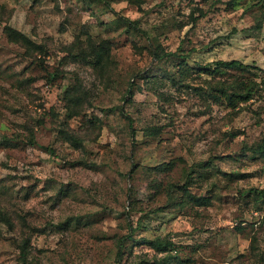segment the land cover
<instances>
[{
    "label": "rangeland",
    "instance_id": "obj_1",
    "mask_svg": "<svg viewBox=\"0 0 264 264\" xmlns=\"http://www.w3.org/2000/svg\"><path fill=\"white\" fill-rule=\"evenodd\" d=\"M263 14L264 0H0V264H22L24 241L27 264H264V209L243 192L264 188ZM90 42L108 49L99 65L78 60ZM217 60L250 72L208 75ZM231 77L261 98L208 97Z\"/></svg>",
    "mask_w": 264,
    "mask_h": 264
},
{
    "label": "trees",
    "instance_id": "obj_2",
    "mask_svg": "<svg viewBox=\"0 0 264 264\" xmlns=\"http://www.w3.org/2000/svg\"><path fill=\"white\" fill-rule=\"evenodd\" d=\"M263 20H264V14H263ZM262 20V21H263ZM130 22V21H128ZM132 24V23H129ZM255 29L261 28V21H258L255 26ZM5 34L7 35V39L12 43H18L25 47H27V50H41L42 47L34 44L32 41L28 40L22 33L19 31L9 27L4 26L3 28ZM79 50V49H78ZM89 50V51H88ZM88 51V52H85ZM107 47L105 46L104 42H101L99 45L89 43L86 50H83L81 48V52L77 55H79L78 60L86 61V57L90 56L92 57V64L93 65H99L104 60V58L107 56ZM76 55L72 54L73 60L76 58ZM155 57L160 58V55L154 54ZM88 63V62H87ZM228 70H239V71H248V67L238 61V60H217L214 61L211 64H208L207 67V74L210 76L215 75H224ZM231 81L222 80V81H215L212 80L208 82V86L206 88V92H208V97H210L214 102H221L222 100H225L227 103L228 108H231L232 110L239 109L241 110L242 106H246L251 100L256 97V99L261 98V85L260 83H257L254 79L250 78L248 80L240 79L238 77H231ZM173 81V79H172ZM123 112V111H122ZM132 134H134V130L131 129ZM29 135H28V143L31 145H34L36 143L34 134L32 129H29ZM66 140H68L73 146H80L81 141L78 137L74 135H67V133H63ZM6 145L9 143L5 142ZM10 146V145H9ZM47 150L51 151L49 148ZM254 153L261 154V156L264 158V142L260 145H257L253 149ZM184 189L185 187H181ZM245 194H249L252 197L253 201V210L255 212H262L264 209V188L258 189V188H251L243 191ZM0 220L9 228L12 229V222L9 217V215L6 212H2L0 210ZM135 229L130 228V234L124 237H121L117 240V261L120 262L123 256L124 252V242L125 240L129 239L132 234L134 233ZM151 248L155 249L161 254L167 253L172 250V243L171 241L165 240V239H153L147 242ZM19 254H20V260L22 264H27V256H26V246L27 241L21 242V244H18Z\"/></svg>",
    "mask_w": 264,
    "mask_h": 264
}]
</instances>
